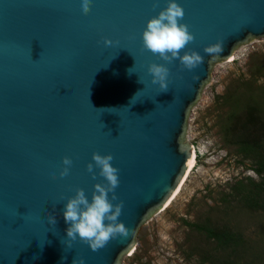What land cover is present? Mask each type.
I'll return each instance as SVG.
<instances>
[{"label":"water","instance_id":"1","mask_svg":"<svg viewBox=\"0 0 264 264\" xmlns=\"http://www.w3.org/2000/svg\"><path fill=\"white\" fill-rule=\"evenodd\" d=\"M175 2L194 36L180 54L203 57L192 70L143 48L146 21L167 0H92L86 16L81 0H0V264H121L173 193L191 156L186 118L212 65L264 37V0ZM209 44L221 51L206 54ZM150 63L168 67L167 92L151 83ZM93 152L119 169L111 202H123L128 229L95 252L68 241L63 217L76 188L90 201L93 185L106 183L86 171ZM64 157L72 166L60 178Z\"/></svg>","mask_w":264,"mask_h":264},{"label":"rangeland","instance_id":"2","mask_svg":"<svg viewBox=\"0 0 264 264\" xmlns=\"http://www.w3.org/2000/svg\"><path fill=\"white\" fill-rule=\"evenodd\" d=\"M232 56L212 65L188 112L192 169L169 205L140 226L121 264H264V193L249 192L261 179L253 170L264 154V37ZM251 195L256 203H245ZM200 227L234 239L219 244Z\"/></svg>","mask_w":264,"mask_h":264},{"label":"clouds","instance_id":"3","mask_svg":"<svg viewBox=\"0 0 264 264\" xmlns=\"http://www.w3.org/2000/svg\"><path fill=\"white\" fill-rule=\"evenodd\" d=\"M92 0H81V12L88 15L91 11ZM184 17L183 8L175 0H167L165 8L158 14L146 21V25L141 32L143 48L158 55L161 60L170 64L173 60H179L184 69L192 70L203 62V57L196 51H186L181 55V51L194 40V36L189 31V26L179 23ZM103 45L109 47L113 41L103 38ZM206 54L212 55L221 51L218 44H209L204 47ZM129 74L132 73L128 70ZM147 72L151 76V83L158 85L160 92L168 91L169 69L165 64L150 63ZM139 83H143L140 79ZM139 92V91H138ZM136 95V94H135ZM134 95V96H135ZM92 162L86 164V171L95 180L97 175L104 178V182L95 183L91 200L86 197L85 191L81 188L75 189V195L67 198L64 205L63 217L69 226L66 229L68 241H76L77 238L82 243L88 245L93 251H97L117 236H126L128 229L118 220L122 214L123 202L113 204L117 196L115 190L119 186V169L111 163V154L101 155L93 152ZM63 167L59 172L60 178L69 175L72 160L64 157ZM94 168H98L96 173ZM56 179L55 174L52 177ZM111 200L109 199V194ZM50 222L56 224L55 217L48 214ZM107 221V223H105ZM71 247V243H68ZM72 264H84L83 258H75Z\"/></svg>","mask_w":264,"mask_h":264},{"label":"trees","instance_id":"4","mask_svg":"<svg viewBox=\"0 0 264 264\" xmlns=\"http://www.w3.org/2000/svg\"><path fill=\"white\" fill-rule=\"evenodd\" d=\"M257 148L258 147H256V149ZM262 148L264 149V146H262ZM259 155L260 157L258 161L256 162V166L254 167L253 171L258 176H260L261 179L257 183H252L251 186L253 187L250 188V191H249L251 194H254L255 197L257 196L259 197L260 193H264V154L260 153ZM251 196H244L243 201L246 203L247 201L253 202L255 200L254 202L256 203V198L253 195ZM200 228L203 231H205V233L207 234L209 238H212L219 244H226L227 242L233 241L234 239V236L226 230L217 231V230H214L212 228H207V227H200Z\"/></svg>","mask_w":264,"mask_h":264},{"label":"bare ground","instance_id":"5","mask_svg":"<svg viewBox=\"0 0 264 264\" xmlns=\"http://www.w3.org/2000/svg\"><path fill=\"white\" fill-rule=\"evenodd\" d=\"M233 56H231L232 58ZM195 162V158H194V154L191 153L190 159L188 161V165L187 168L184 172V175L182 176L180 182L178 183V185L176 186L175 190L173 191V193L168 197V199L166 200L165 204H164V208L166 206L169 205V203L173 200V198H175V196L179 193L180 189H181V185L184 182L185 178L187 177L188 173L190 172V170L192 169L193 165Z\"/></svg>","mask_w":264,"mask_h":264}]
</instances>
